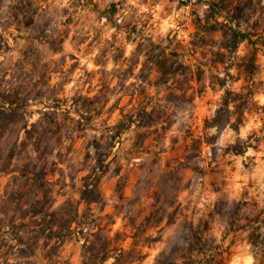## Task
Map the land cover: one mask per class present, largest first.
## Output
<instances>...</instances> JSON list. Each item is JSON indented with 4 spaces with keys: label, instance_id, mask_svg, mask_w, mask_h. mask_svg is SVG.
Returning <instances> with one entry per match:
<instances>
[{
    "label": "rangeland",
    "instance_id": "obj_1",
    "mask_svg": "<svg viewBox=\"0 0 264 264\" xmlns=\"http://www.w3.org/2000/svg\"><path fill=\"white\" fill-rule=\"evenodd\" d=\"M194 1L0 0V105L26 113L1 130L0 264H82L84 253L95 264L253 261L249 228H235L264 211V0L255 45L223 64L213 47L189 44L219 37L193 28L204 10ZM163 57L169 80L157 72ZM225 89L238 132L213 125ZM47 105L57 120L37 126L34 156L53 208L72 202L82 215L59 246L22 220L30 146L14 149ZM238 139L243 154L230 149ZM88 174L100 176V202L80 199Z\"/></svg>",
    "mask_w": 264,
    "mask_h": 264
},
{
    "label": "trees",
    "instance_id": "obj_2",
    "mask_svg": "<svg viewBox=\"0 0 264 264\" xmlns=\"http://www.w3.org/2000/svg\"><path fill=\"white\" fill-rule=\"evenodd\" d=\"M262 0H195L194 5L202 7L204 10L198 12L195 10L194 27L197 30L205 28L210 34L218 33L219 37H210V44L205 43L202 37L196 34L190 41V46L194 49H202L203 46L213 47L215 51L216 63L223 64L224 57L228 53H234L238 50L240 45L244 42H248L250 45H255L253 36L260 25V19L256 18L254 23H251L253 13L257 11ZM116 4L112 3L107 18L110 19V14L115 13ZM166 58L163 57L156 61L157 72L165 80H169L173 72L165 67ZM256 69L255 54L251 61L252 72ZM225 82L221 81L220 86L224 87ZM230 91L225 89L221 98V103L215 111L213 117V125L217 129L223 127H231L236 132L239 131L242 125V117L237 116L235 121H232V115L234 112L230 110V104L232 99L228 98ZM14 103L8 99H4L2 105H0V136L4 135L2 128L5 121H11L13 123H19L21 120H25L26 113H22L19 116L17 109L13 108ZM146 112V110H144ZM39 121L32 123L30 127L26 124L21 127L23 135L19 141L15 144V150L18 147L30 146L28 151L29 162L24 166L22 174L28 180L27 189L25 191L31 192V196L26 200L25 213L23 215V221H31L40 228L39 232L44 235L47 241L52 240L61 245L63 239L68 234L72 233L75 225L80 223V211L78 207L72 202H66L58 208H53L51 202V190L50 182L46 178V171L43 167H39L37 161L39 158L34 156L40 151V140L36 137L37 126L40 125L45 118L52 115L54 122L57 120L58 113L55 111L54 106L47 105L41 109ZM54 116V117H53ZM56 117V118H55ZM246 143V142H242ZM248 146L241 145V140L238 139L235 144L230 145V149L234 154H243ZM27 149V148H26ZM18 153L14 155L15 160ZM91 174L83 177V183L79 193L80 199L86 204L100 202L103 199V194L100 189V176L92 178ZM91 179V180H90ZM67 205V206H66ZM6 214V213H5ZM250 227H237L235 230L242 228H249L248 231V243L251 247V253L253 256V264H264V211H259L252 220H248ZM11 226V225H6ZM3 230V220L0 219V231ZM91 241L88 237L85 238L83 243L84 251L89 249ZM107 255H104L99 261L105 263ZM82 264H95L90 262V258L86 253L83 254Z\"/></svg>",
    "mask_w": 264,
    "mask_h": 264
},
{
    "label": "clouds",
    "instance_id": "obj_3",
    "mask_svg": "<svg viewBox=\"0 0 264 264\" xmlns=\"http://www.w3.org/2000/svg\"><path fill=\"white\" fill-rule=\"evenodd\" d=\"M247 264H253V261H252V257H251V256L248 257V262H247Z\"/></svg>",
    "mask_w": 264,
    "mask_h": 264
}]
</instances>
